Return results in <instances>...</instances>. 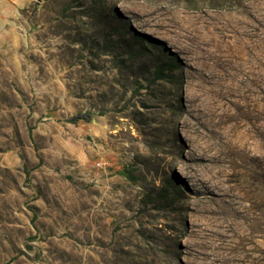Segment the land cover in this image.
Returning <instances> with one entry per match:
<instances>
[{
	"label": "rangeland",
	"instance_id": "374dc122",
	"mask_svg": "<svg viewBox=\"0 0 264 264\" xmlns=\"http://www.w3.org/2000/svg\"><path fill=\"white\" fill-rule=\"evenodd\" d=\"M263 256L264 0H0V264Z\"/></svg>",
	"mask_w": 264,
	"mask_h": 264
},
{
	"label": "bare ground",
	"instance_id": "6f19581e",
	"mask_svg": "<svg viewBox=\"0 0 264 264\" xmlns=\"http://www.w3.org/2000/svg\"><path fill=\"white\" fill-rule=\"evenodd\" d=\"M188 79L194 82V87L198 95H201V94L203 95L205 92L213 88V86L211 85L213 83V80L211 78H206L203 75H198V76L195 75L193 77L189 76ZM254 264H262V263H260V261L256 259V262Z\"/></svg>",
	"mask_w": 264,
	"mask_h": 264
},
{
	"label": "trees",
	"instance_id": "16d2710c",
	"mask_svg": "<svg viewBox=\"0 0 264 264\" xmlns=\"http://www.w3.org/2000/svg\"><path fill=\"white\" fill-rule=\"evenodd\" d=\"M90 121L91 120V115L88 113H84V114H76L73 117L70 118L71 122H78V121Z\"/></svg>",
	"mask_w": 264,
	"mask_h": 264
}]
</instances>
